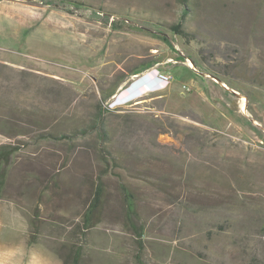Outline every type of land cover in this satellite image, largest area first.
<instances>
[{
	"label": "rangeland",
	"instance_id": "rangeland-1",
	"mask_svg": "<svg viewBox=\"0 0 264 264\" xmlns=\"http://www.w3.org/2000/svg\"><path fill=\"white\" fill-rule=\"evenodd\" d=\"M5 144L0 264H264V0H0Z\"/></svg>",
	"mask_w": 264,
	"mask_h": 264
},
{
	"label": "trees",
	"instance_id": "trees-1",
	"mask_svg": "<svg viewBox=\"0 0 264 264\" xmlns=\"http://www.w3.org/2000/svg\"><path fill=\"white\" fill-rule=\"evenodd\" d=\"M186 11H184V14ZM172 28L176 32H181L182 30V22H177L175 25L172 26ZM164 40L167 41L168 39L164 37ZM100 118L97 121V128L99 129V136L101 138L102 142V151H108V148L106 145V142L108 141L107 136H108V130L106 129V116L105 113L101 112L99 114ZM18 149L17 145H11V144H5V145H0V189L5 183L6 179V168L5 165L9 162L10 157L12 154ZM109 152V151H108ZM103 154V152H101ZM113 160L115 162H118V157L115 155H111ZM122 189L124 191V198H125V203H126V209L128 213V218L130 220V224L133 227L135 233L138 236L143 235V227L141 225H138L133 221V217L136 214V203H135V198L132 193V191L126 186V184L122 183ZM104 191H105V186H104V179L100 175L97 180V184L95 186L94 194L92 197V200L86 209L85 212V217L84 219L86 221H91L92 217L94 216L95 212L99 209L101 206V203L103 201V196H104ZM80 263V253L76 252L75 253V258H74V264H79Z\"/></svg>",
	"mask_w": 264,
	"mask_h": 264
},
{
	"label": "built area",
	"instance_id": "built-area-1",
	"mask_svg": "<svg viewBox=\"0 0 264 264\" xmlns=\"http://www.w3.org/2000/svg\"><path fill=\"white\" fill-rule=\"evenodd\" d=\"M160 76H161L163 79H165V80H170V79L172 78L171 75H167V74H161Z\"/></svg>",
	"mask_w": 264,
	"mask_h": 264
},
{
	"label": "bare ground",
	"instance_id": "bare-ground-1",
	"mask_svg": "<svg viewBox=\"0 0 264 264\" xmlns=\"http://www.w3.org/2000/svg\"><path fill=\"white\" fill-rule=\"evenodd\" d=\"M191 62V61H190ZM189 64H191V63H189ZM193 64V63H192Z\"/></svg>",
	"mask_w": 264,
	"mask_h": 264
}]
</instances>
